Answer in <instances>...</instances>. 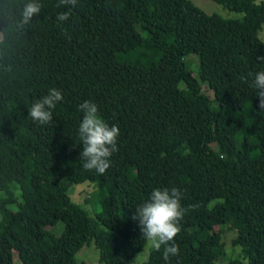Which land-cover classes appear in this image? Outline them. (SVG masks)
<instances>
[{
	"label": "trees",
	"instance_id": "obj_1",
	"mask_svg": "<svg viewBox=\"0 0 264 264\" xmlns=\"http://www.w3.org/2000/svg\"><path fill=\"white\" fill-rule=\"evenodd\" d=\"M211 1L242 18L188 0H78L60 23L66 6L36 0L25 24L30 0H0V264H85L89 243L92 264H132L147 242L135 208L173 187L185 213L167 264H218L222 227L245 264H264V111L248 75L264 71V0ZM49 88L63 100L39 125L28 109ZM86 100L120 129L103 174L79 159ZM63 180L93 187L91 215ZM162 253L140 264H166Z\"/></svg>",
	"mask_w": 264,
	"mask_h": 264
},
{
	"label": "clouds",
	"instance_id": "obj_2",
	"mask_svg": "<svg viewBox=\"0 0 264 264\" xmlns=\"http://www.w3.org/2000/svg\"><path fill=\"white\" fill-rule=\"evenodd\" d=\"M78 0H59L57 7L66 6L67 10L56 14V21L64 23L71 16V10L76 7ZM41 10L40 3L30 0L22 8V20L26 24ZM264 61V57H258ZM252 77L251 86L257 90L259 98L258 107L264 111V71L249 73ZM242 79H245L242 77ZM63 100L62 92L57 88H49L47 94L34 100L28 109V116L39 125H47L52 122V110ZM83 113L78 125V139L83 146L79 153L82 167L86 170H94L103 174L110 167V157L117 149V138L120 129L109 126L98 115V107L91 101H84L79 105ZM181 193L173 188H155L149 198L142 205L135 208L131 219L138 222L137 227L141 237L150 243V246L160 251L163 246L162 258L167 262L170 257L179 254L178 245L174 238L180 232V220L185 209L181 206ZM195 208L196 206H190Z\"/></svg>",
	"mask_w": 264,
	"mask_h": 264
},
{
	"label": "rangeland",
	"instance_id": "obj_3",
	"mask_svg": "<svg viewBox=\"0 0 264 264\" xmlns=\"http://www.w3.org/2000/svg\"><path fill=\"white\" fill-rule=\"evenodd\" d=\"M190 1L196 8L204 12L208 15H216L221 19L228 20H240L242 18V14L234 13L227 11L222 8L220 5L212 2L211 0H188ZM258 39L264 44V24L261 26V30L257 34ZM187 60L191 63V69H196L197 60L191 55L187 57ZM63 191L69 196V198L76 204L81 205L82 209L87 211L89 215H91L92 206L86 202L88 195L93 192V187L87 183L80 184H72L67 182L66 180L61 181L60 183ZM13 195H18V190L13 189ZM1 196V192H0ZM220 228V227H219ZM62 229V224L58 223L55 226L47 227L48 231H51L53 234H59ZM234 228L230 229L227 227H222L219 229L220 231V240L222 243V254L218 259V264H227L228 262H232L233 264H245L246 262L239 254L238 250L231 246L230 240L234 237ZM151 249L150 243L147 241L143 251L135 258L132 264H140L145 261L149 251ZM97 260L96 251L93 248V244L89 243V245L83 247L76 255L75 262H84L85 264H92ZM13 264H19L17 259L13 258Z\"/></svg>",
	"mask_w": 264,
	"mask_h": 264
}]
</instances>
